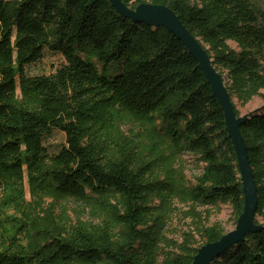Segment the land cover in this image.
<instances>
[{"label": "trees", "instance_id": "trees-1", "mask_svg": "<svg viewBox=\"0 0 264 264\" xmlns=\"http://www.w3.org/2000/svg\"><path fill=\"white\" fill-rule=\"evenodd\" d=\"M171 9L206 51L223 77L229 99L242 107L264 91V7L252 0H122ZM64 64L49 75L27 74L45 51ZM118 111L148 124L179 156L202 164L185 192L189 230L180 242L160 236L147 253L161 264H192L198 248L218 241L225 229L209 224L198 207L229 205L232 223L244 195L224 114L185 46L167 29L121 17L109 0H0V176L28 181L42 192L76 200L100 198L109 223L67 230L49 213L39 214L5 237L0 264H145L140 247L148 234V201L167 206L181 184L175 170L149 182L141 167L104 152ZM65 136L57 153L46 140ZM257 188L259 230L222 252L211 264H264V109L247 115L240 128ZM170 211L176 210L170 206Z\"/></svg>", "mask_w": 264, "mask_h": 264}, {"label": "rangeland", "instance_id": "rangeland-1", "mask_svg": "<svg viewBox=\"0 0 264 264\" xmlns=\"http://www.w3.org/2000/svg\"><path fill=\"white\" fill-rule=\"evenodd\" d=\"M255 4L264 7V0H252ZM64 64V59L55 53L45 51L41 61L27 69V74L49 75ZM234 105L243 117L264 109V91L261 96L254 98L246 106L242 107L234 100ZM65 144V136L62 133L54 132L49 137L45 146L48 153H57L59 148ZM104 152L114 158L124 156L136 166L141 167L146 179L152 184L163 182L167 169L175 170L176 182L179 175L182 176L181 188L172 194L169 206H167V193H163L164 200L150 197L147 212L149 214V226L145 229L148 232L140 247L146 253L148 262L145 264H161L162 257L147 253L151 249L152 242L160 236L166 241L180 242L182 233L189 230L190 219L185 218L183 213L188 210L184 202L185 192L188 186L194 182L202 169V164L190 155H175L167 141L157 136L151 127L131 117L127 112L118 111L112 118L110 131L104 140ZM170 206L176 210L170 211ZM200 213L209 212V224H220L226 232L231 231L232 211L229 205L216 204L213 206L198 207ZM49 213L56 223L67 230L77 226L87 228L101 226L109 223L113 229V235L120 241L124 233L123 227L112 221V216L107 204L100 198L88 200H76L55 193L42 192L34 184H31L26 175L21 184H14L0 176V230L8 236L17 227H22L37 214L40 217ZM79 264V263H74Z\"/></svg>", "mask_w": 264, "mask_h": 264}, {"label": "water", "instance_id": "water-1", "mask_svg": "<svg viewBox=\"0 0 264 264\" xmlns=\"http://www.w3.org/2000/svg\"><path fill=\"white\" fill-rule=\"evenodd\" d=\"M109 2L121 17L130 19L134 23L142 22L154 28L163 27L182 42L188 53L197 61L213 95L222 108L228 137L232 142L237 158L244 201L242 213L236 220L234 228L226 232L218 241L198 248L192 262V264H211L222 252L230 249L241 242L246 235L254 233L260 228L255 224L257 188L248 161L246 145L240 133V128L246 121L247 115L243 117L236 116L223 77L215 70L212 61L199 41L190 34L171 9L150 3H141L131 9L122 0H109Z\"/></svg>", "mask_w": 264, "mask_h": 264}]
</instances>
